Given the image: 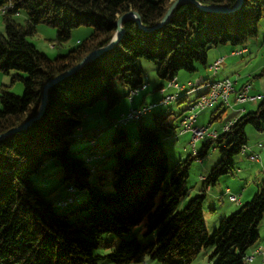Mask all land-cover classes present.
I'll return each mask as SVG.
<instances>
[{
	"label": "trees",
	"instance_id": "16d2710c",
	"mask_svg": "<svg viewBox=\"0 0 264 264\" xmlns=\"http://www.w3.org/2000/svg\"><path fill=\"white\" fill-rule=\"evenodd\" d=\"M174 1L1 0L0 7L6 2L12 7L3 16L5 29L0 31V71H15L11 84L21 82L24 95L10 92L11 85L0 87V135L36 117L45 85L89 53L108 45L122 15L136 12L146 28H153ZM196 1L228 8L237 4V0ZM21 11L27 15L24 25L14 20ZM263 17L264 0H244L232 13L206 12L192 2L181 3L164 26L152 31H145L134 19H128L122 24L124 34L114 48L55 84L48 92L43 115L29 128L0 140V264H99L104 259L111 264H145V255L148 261L158 264H192L208 247L214 248V264H247L248 250L260 240L264 180L254 197L224 217L212 235L203 206L207 188H213L234 171L235 158L248 144L246 127L264 130V97L255 111L232 121L230 131L208 137L197 157L190 155L172 168L159 135L161 131L170 135L171 114L154 117L155 128L140 124L135 150L130 153L127 151L134 144L125 129L130 122L115 126L131 108L151 104L131 107L113 122L116 129L109 142L113 152L106 156L114 161L109 174L96 172V165L89 167L86 160L75 156L71 144L81 134V140L94 141L91 147L98 148L97 138L102 130L97 133L81 129L86 111L97 102L105 100L110 110L124 98L133 101L147 90L140 59L155 63L157 76L167 85L177 79L180 71L192 74L198 64L206 69L212 48L245 47L258 36ZM39 24L57 30L58 44L69 41L76 28L86 26L93 31L68 54L50 58L28 40L36 34ZM196 31L201 32V37L192 42ZM260 76H264V69ZM117 82L127 88L124 93L117 91ZM144 85L146 89H141ZM165 87L161 83L157 89L162 91ZM136 89L138 94L131 97V91ZM189 93L176 102H189ZM196 100L189 102L188 111ZM214 142L220 149V161L203 181L200 195L179 210L180 202L188 195L192 162L204 161ZM50 160L58 161L62 167L65 186L87 193L67 213L57 212L46 195L34 187L32 176L39 174ZM107 179L112 182L111 191L101 187ZM140 226L146 234L156 233L155 238L147 244L136 237L124 239ZM107 233L120 238L119 244L107 255L96 254Z\"/></svg>",
	"mask_w": 264,
	"mask_h": 264
},
{
	"label": "rangeland",
	"instance_id": "374dc122",
	"mask_svg": "<svg viewBox=\"0 0 264 264\" xmlns=\"http://www.w3.org/2000/svg\"><path fill=\"white\" fill-rule=\"evenodd\" d=\"M1 1V0H0ZM27 15L24 11H21L19 14L14 16V20L24 25L26 23ZM0 24L3 25V29L0 30L1 32H4L5 26H4V18L3 16H0ZM92 28L82 26L79 28H76L72 31V35L69 41L58 44L56 42L57 37V30L51 26L45 25V24H39L37 26L36 34L28 37V40L41 52L49 56L50 58H56L59 56H64L68 54V52L77 47L80 43H82L86 38H88L92 34ZM201 37V32L196 31L192 34L191 41L195 42ZM264 17L260 21L259 24V33L256 38H253L249 41V48H250V54L242 56L235 57L236 60H239L241 63H231L229 62L232 59L226 60L225 64H222L220 67L219 76H216L214 73L210 71V69H205L202 65L198 64V66L201 67V70L204 74L205 81L206 82H215L218 81L219 78H221V75L224 71L227 72V75L230 76L229 78L234 82L235 80H241V81H248L249 85H254L255 89L258 90V92L261 94V96L264 97V76H260L261 72L264 69ZM258 42V43H257ZM259 44V45H258ZM232 47L231 45H227L226 48L230 49L229 47ZM233 48V47H232ZM216 52V48H212L208 52L209 58L213 57V54ZM234 58V57H231ZM140 65L144 71V78L145 82L149 84L148 91L150 92L148 96L154 95V99L157 98L158 93L160 92L159 89H157V85L164 84L166 86V83H164L158 76H157V65L153 62L140 59ZM180 74V77L186 73L185 71ZM16 74L15 71H12L10 74H4L0 71V87L2 85L10 86L9 90L10 92L14 93L17 96L22 97L24 95V85L21 82H12V77ZM192 83L194 85H198L197 78L192 77ZM181 84H186L187 82L179 81ZM158 83V84H157ZM118 86L117 91L119 93H124L127 88L122 86L119 82L116 83ZM151 85V86H150ZM167 88V87H166ZM168 89V88H167ZM171 90V89H170ZM144 92L139 94L140 96H143ZM200 93L197 92H190L188 94L187 101H194ZM138 97V95H137ZM261 97L258 100V103L256 106L259 105L262 98ZM126 100V98H124ZM189 102H184L181 104H178L176 101H173L169 104L168 107L159 106L157 109H155L153 112L151 111L148 113L142 121H133L125 125V129L127 131L129 140L132 144L135 143V141L138 138V129L137 127L140 124H145L147 126H150L152 128H155L154 124V117L159 116L160 113H162L163 116H167L171 114L169 117V134H167L165 131L160 132V138L164 145L169 167L172 168L177 162L180 160L184 161L191 155L190 150V138L191 134H183L181 132V120L184 116L188 113V106ZM221 102L217 103L214 107H207L203 110L199 111V117H198V126H206L209 127L210 130H212L214 127H220L223 125H226L228 123V120H230V117L232 115L231 108L227 107L222 104L220 111H218V105ZM102 104H105L104 108H101ZM120 106V103L115 106L114 108L106 111L108 105L105 100H101L97 102L93 107L88 109L86 111V116L83 118L82 127H89L90 130L87 132H92L93 130L95 132L101 133L98 135L97 143L98 148L93 149L91 147V143L89 139H83L79 141H74L71 144V151L72 153L77 156L79 159L87 160L86 156L90 152H97L100 151L101 155L104 156H111L113 149L110 147L109 142L111 138L113 137L115 133V127L113 125V120L115 117L113 116L115 114V109ZM99 111V114H98ZM255 111V110H254ZM89 113H92L91 115L87 116ZM214 112H218L222 114V118H218L217 120H214L212 125L209 126L212 120V116ZM217 118V117H216ZM215 118V119H216ZM102 119L106 120L104 124L100 122ZM117 120V119H116ZM91 127H94L92 130ZM81 132V131H80ZM170 136V137H168ZM246 136L248 138V144L245 147V149L235 158V168L232 174L226 175L220 179L219 184L217 186H214L213 189L220 190L221 192L226 188L232 189L237 196H239L238 192L239 190H242L243 187H246V179H248L251 184L250 186L253 187L254 182H259L264 178V130L263 131H256L254 130L250 125L246 127ZM207 138L204 140H201L198 142L197 147L198 150H202L203 145L208 141ZM262 145L263 147L260 148L259 145ZM135 150V144L132 148L128 149L127 153H130ZM245 152V153H243ZM257 155L260 158V164L251 161L250 156L251 155ZM110 159V158H109ZM204 162L200 163L198 160H195L192 162L190 166L189 171V178L187 181V188H188V195L180 202L179 210L184 209L189 201L198 195L201 192L203 188V181L200 179L201 176L207 175L208 172L211 171L213 167H215L218 162L221 159L220 155V149L217 148V143L214 142L212 146L210 147V150L208 154L203 158ZM49 165L47 168V171H42V175L47 176V187L42 188L38 180H36L35 175L32 176V179L34 181V187L36 189H39L40 191L44 192L47 195V201L53 203L54 209L57 212L60 213H67L69 211H72L75 209V204H70L67 207H59L57 205V201L59 199L64 198V188L65 185L62 183V174L63 169L60 166L59 162L56 160H50ZM101 164L99 166V173L106 171L107 174L110 172V168L113 166L111 165L108 167V163H104L105 161L102 159L99 161ZM114 163V161H113ZM103 164V165H102ZM110 164V160H109ZM89 165V164H88ZM41 175V176H42ZM94 182H96V178L94 176ZM103 186H101L104 190L111 191L113 189L112 182L110 179H107L102 182ZM99 186V184H98ZM224 191V192H225ZM54 194L53 196L50 195ZM75 194H81L80 191ZM242 197V195H241ZM239 196V198L241 199ZM236 205L235 203H231L228 199V197L224 194L220 199L216 200L212 194H207V198L204 203V216L206 221V226L208 229V232L210 235L213 234V231L215 228L218 227L220 221L225 217L222 216L223 213H227V216H230L232 214V211L235 209L234 207H230L231 205ZM216 209V211H213ZM232 209V210H230ZM259 234L264 235V220H262L260 226H259ZM156 233L152 234H146V230L143 228V226L137 227L133 230L131 234L125 235L124 239L129 240L131 238L136 237L140 243L147 244L152 239L155 238ZM120 242V238L116 237L113 233H107L103 236V244L96 250V254L99 255H107L109 254ZM214 253L213 247H208L203 249V251L200 253L196 261H194L192 264H214L215 259H211V256ZM99 264H111L108 259L102 260ZM136 264V263H131ZM147 264H158L155 261L148 262Z\"/></svg>",
	"mask_w": 264,
	"mask_h": 264
},
{
	"label": "crops",
	"instance_id": "0c3cea01",
	"mask_svg": "<svg viewBox=\"0 0 264 264\" xmlns=\"http://www.w3.org/2000/svg\"><path fill=\"white\" fill-rule=\"evenodd\" d=\"M258 43V42H257ZM263 43H264V40H263ZM259 45V44H258ZM226 46L227 45H222V46H219V47H216V52L213 54V57H211V58H209V56H208V64H207V66L208 67H210L211 65H213L218 59H220V58H223L224 59V62L222 63V64H225V62H226V60H228V59H232V60H230L229 62H231V63H241V62H239V60H236V58L235 57H237V56H242V58H244L243 56L244 55H249L250 54V48H249V44H247L245 47L243 46V47H229L230 49H228V48H226ZM246 50V51H244L241 55H239V54H236V52L237 51H240V50ZM237 55V56H236ZM231 57H234V58H231ZM206 66V67H207ZM205 68V67H204ZM207 69V68H206ZM182 72H180V74H181ZM180 74L178 75V77H177V81L179 82L180 80L182 81V82H192L191 80H192V77H194L195 76V78H197V83H201V82H204L205 81V77H204V74H203V72H202V70H201V67L200 66H197V71L196 72H194V73H192V74H189V73H184V75L183 76H181L180 77ZM216 76H219V72H217L216 74H215ZM230 76H228L227 75V72L226 71H224L223 73H222V75H221V78H219L218 80H223V79H225V78H229ZM180 83V82H179ZM210 83V82H209ZM148 84V83H147ZM158 84V83H157ZM245 84H249L248 83V81H241L240 79L239 80H235L234 81V87H235V89L237 90V91H239ZM149 85V84H148ZM159 85H161V84H159ZM159 85H157V87L159 86ZM151 86V85H150ZM166 88V87H165ZM148 89H149V86H148V88H147V90H145V91H141L139 94H141L142 92H144L143 94V96H140L139 97V95H138V97L137 96H135L134 97V99H133V101H130L127 97H126V100L125 99H123L121 102H120V106L118 107V108H116L115 109V114L113 115L115 118L113 119V120H116V119H118L123 113H125V112H127L131 107H139V106H142V105H148V104H153V103H158L163 97H166L167 95H178V97H180V96H184L185 94H186V92H187V89H183V90H177V89H175V88H166L165 89V92H162V91H160L159 93H158V96H157V98L156 99H154V95H152V96H148V94L150 93L149 91H148ZM171 89V90H170ZM202 92H204V89H202V90H200V91H197V93H202ZM249 94L251 95V96H255V97H257V100H255V101H247L246 103H243V104H238V103H234L233 105H232V107H230L231 108V112H232V115H231V117H230V120H228V123H230V122H232V121H236L238 118H240L244 113H246V112H251V111H254V110H256V108H257V106H256V104L258 103V100L261 98V97H263V96H261V94L258 92V90H256L255 89V87H254V85H250V91H249ZM199 96V95H198ZM187 98H188V95H187ZM197 99V98H196ZM195 99V100H196ZM219 103V102H218ZM217 104V103H216ZM216 104H214L213 106H211V107H214ZM222 102L217 106L218 107V111H220L219 109H221V106H222ZM224 105V104H223ZM105 107V104H102V106H101V108H104ZM165 108L166 107H168V106H164ZM158 108V107H157ZM157 108H155V109H157ZM155 109H153L152 110V112L155 110ZM106 111L108 112V109H106ZM92 113H89L88 112V115L87 116H89V115H91ZM98 114H99V111H98ZM160 115H162V113H160ZM217 117V118H216ZM184 118V117H183ZM216 118V119H215ZM218 118H222V114L221 113H219L218 114V112H214L213 113V116H212V120H211V123L209 124V126H211L212 125V123H213V121L214 120H217ZM183 120V119H182ZM182 120H181V123H180V125L182 124ZM100 122H102V124H104L105 122H106V120H104V119H102ZM224 126L225 125H223V126H220V127H214L212 130H210V132H217L218 133V135L222 132V130H223V128H224ZM92 128V130L94 129V127H91ZM82 129V131H84V132H87L88 130H90L89 129V127H82L81 128ZM92 132H94V130L92 131ZM100 137V136H99ZM210 138H214V137H210ZM98 139V138H97ZM98 146V145H97ZM259 147L260 148H262L263 146L260 144L259 145ZM243 153H245V152H243ZM253 155H254V153H253ZM86 158H87V162H88V166L89 167H92V166H94V165H96V172L99 170V166H100V162L99 161H101L103 158H104V155H101V153H100V151H97V152H90L89 154H87V156H86ZM250 158V157H249ZM105 159H106V156H105ZM104 160V159H103ZM204 162V161H203ZM260 162L262 163V161H258V162H256V163H258V164H260ZM49 163L50 162H48L47 164H46V166H44V168L40 171V173L39 174H37V175H35V179L36 180H38L39 181V183H40V185L39 186H41L42 188H46L47 187V182H48V180H47V176L46 175H42V171H47V168H48V165H49ZM104 163H108V167H110L111 165H112V160H110V164H109V159H106L105 160V162ZM95 174V173H94ZM208 174H209V172H208ZM207 174V175H208ZM42 175V176H41ZM207 175H204V176H201V180L202 181H204L202 178L203 177H207ZM247 181H246V187H243V189L242 190H239V191H237L238 192V194H239V196L241 197V195H242V197H241V199L239 198V196H237V194H235L234 192H233V190L232 189H229V188H226V190L227 189H229L230 191H231V193L233 194V195H236L237 197H238V201H232V200H230L229 199V196H228V194L226 193V191H225V189L221 192L220 190H216V188H215V190L213 189V188H210V189H208L207 188V191H206V193L207 194H212L213 195V197L216 199V200H218V199H220L224 194L228 197V199H229V201L231 202V203H235L236 205H231V206H229L228 208H230V207H234L235 209L232 211V213H234V212H236V211H238L239 210V208H240V206L242 205V204H244L245 202H247V201H250L253 197H254V195L256 194V192L258 191V188H259V186H260V184H261V182H263V180H264V178L261 180V181H259V182H254V185H253V187L252 186H250V184H251V182L248 180V179H246ZM93 181H94V177H93ZM217 186V185H216ZM68 187L67 186H65V188H64V198L63 199H59L58 201H57V205H58V202L59 201H61V200H64V199H66V198H68L69 196H71L72 194L68 191V189H67ZM225 191V192H224ZM42 192V191H41ZM44 195H46L44 192H42ZM76 193H78V191L76 192ZM200 194V193H199ZM50 195L51 196H53L54 194H51V192H50ZM73 196L76 198V199H78V200H82V199H85L86 197H87V193H85V192H81V194H73ZM46 197H47V195H46ZM59 206V205H58ZM230 210H232V209H230ZM213 211H216V209H214ZM222 216H227V213L225 212V213H223V215ZM264 220V219H263ZM262 245H264V235H260V240L254 245V246H252L249 250H248V252H247V257L248 258H253L252 259V261H248V260H246V263L247 264H264V252L263 253H256V249L259 247V246H262ZM148 262H152V261H147V263Z\"/></svg>",
	"mask_w": 264,
	"mask_h": 264
},
{
	"label": "built area",
	"instance_id": "2783aa9c",
	"mask_svg": "<svg viewBox=\"0 0 264 264\" xmlns=\"http://www.w3.org/2000/svg\"><path fill=\"white\" fill-rule=\"evenodd\" d=\"M244 52V50L237 51L236 54L241 55ZM224 62L223 58L218 59L213 65L209 67L211 72L217 73L219 71V64H222ZM167 88H175V89H191V82H187L186 84H181L177 81V79H174L167 83ZM141 89H146V85H144ZM166 88L162 89V92H165ZM250 91V85L245 84L239 91H237L234 87V82L230 78H225L216 84L215 87L210 88V93L203 98V99H197L192 104V110L191 112H188V114L184 117L182 124H181V132L183 134H191L190 138V150L191 151H197V156L199 154L197 144L199 141L204 140L207 137H217L218 133L216 132H210L209 127L206 126H198V117H199V111L203 110L207 107H211L214 104L218 102H222L227 107H232L234 103L243 104L247 101H255L257 100V97L251 96L249 94ZM139 90H132L130 95L131 97L134 95H137ZM130 97V99H131ZM173 95H167L166 97L162 98L158 103L151 104L148 106H143L140 108H131L127 113L123 114L121 118L115 123V124H127L128 123V116H135V121L142 119L146 115L147 109H153L157 108L161 104H163V101L172 100ZM233 125V122L228 123L224 126L223 130L224 132H228L231 130V126ZM76 139V136H75ZM250 160L254 162H258L260 159H255L252 155L250 156ZM199 162H203L201 159L198 160ZM204 181L206 180L205 177L202 178ZM209 189V187H208ZM68 190H75L74 187H69ZM226 193L229 196V199L232 201H238V197L236 195H233L230 190H226ZM70 202V201H68ZM63 203V202H62ZM59 206L61 205L58 204ZM264 252V245L259 246L256 249V253H263ZM253 258L246 257V260H251Z\"/></svg>",
	"mask_w": 264,
	"mask_h": 264
},
{
	"label": "water",
	"instance_id": "95a60500",
	"mask_svg": "<svg viewBox=\"0 0 264 264\" xmlns=\"http://www.w3.org/2000/svg\"><path fill=\"white\" fill-rule=\"evenodd\" d=\"M184 2H192L195 5H197L201 10L206 11V12H213V13H232L237 11L243 4L244 0H237V4L235 7L233 8H228V7H224V6H207V5H202L201 3H199L196 0H175L173 2V4L169 7L167 13L165 14L163 20L159 23V25H157L156 27L153 28H146L141 21L140 15L136 12H128L124 15H122L116 25H117V31L116 34L114 35L112 41L103 47H100L96 50H94L93 52L89 53L87 56H85L83 58V60L78 63L76 66L72 67L71 69L67 70L66 72L62 73L61 75L55 77L54 79L50 80L44 87V91H43V99H42V103L40 106V111L37 114L36 117H33L31 119H29L28 121H26L25 123H23L22 125L10 130L9 132H7L6 134H2L0 135V140L4 139L5 137L12 135L14 133H18L20 131H23L27 128H29L31 125H33V123L38 120L43 113L45 112V109L47 107V103H48V92L49 90L58 82L67 79L68 77H70L71 75H73L75 72H77L79 69H81L82 67H84L85 65H87L88 63H90L91 61L95 60L96 58H98L100 55H102L103 53L111 50L112 48H114L120 41L121 37L124 34V29L122 27V24L124 21L128 20V19H134L137 24L144 29L145 31H152V30H157L159 28H161L162 26H164L171 18L174 10L176 9L177 6H179L181 3Z\"/></svg>",
	"mask_w": 264,
	"mask_h": 264
},
{
	"label": "bare ground",
	"instance_id": "6f19581e",
	"mask_svg": "<svg viewBox=\"0 0 264 264\" xmlns=\"http://www.w3.org/2000/svg\"><path fill=\"white\" fill-rule=\"evenodd\" d=\"M9 4H11V3L6 2L4 5H2V6L0 7V8H4V10H5V11H4V15H5V14L7 13V11H8L9 9H11V7H12V5L9 7V6H8ZM4 15H3V16H4ZM244 51H246V50L244 49ZM221 65H222V64H219V70H220ZM212 73L216 74L215 72H212ZM219 81H221V80H218V81H215V82H210V83L204 81V82H201V83L198 84V85H194V84L191 82V89H187V92H197V91H200V90L204 89V92H202V93L199 95V97H198V99H203V98H205V97L208 95V93H210V88H211V87H215L216 84H218ZM178 90H183V89H178ZM177 98H178V95H173L172 100L163 101V104H161L160 106H167V105H169L171 102L176 101ZM153 109H155V108H153ZM153 109H147V110H146V115H147L149 112H151ZM191 110H192V106H191V108L189 109L188 112H191ZM131 121H135V116H128V122H131ZM122 125H125V124H115V126H122ZM82 138H83V137H82L81 134H78V135L76 136V140H81ZM91 143L94 144L95 142L92 141ZM191 155H192V157H197V151H191ZM252 156L255 157V159H260L259 156H257V155H252ZM200 163H203V162H200ZM227 190H229V189H227ZM68 191H69L72 195L69 196L68 198L64 199V200L59 201L58 204L61 203V205H60L59 207H62V208H63V207H67V206H69L70 204H75V203L77 202V199L73 196V194L76 192V190H73V191L68 190ZM68 201H70V202H68ZM62 202H63V203H62ZM248 261H251V260H248Z\"/></svg>",
	"mask_w": 264,
	"mask_h": 264
},
{
	"label": "clouds",
	"instance_id": "9594fccd",
	"mask_svg": "<svg viewBox=\"0 0 264 264\" xmlns=\"http://www.w3.org/2000/svg\"><path fill=\"white\" fill-rule=\"evenodd\" d=\"M8 6L10 7L11 4H9ZM4 11H5L4 8H0V16L4 15ZM2 29H3V25L0 24V30H2ZM148 259H149L148 256L145 255V257H144L145 264H147Z\"/></svg>",
	"mask_w": 264,
	"mask_h": 264
}]
</instances>
